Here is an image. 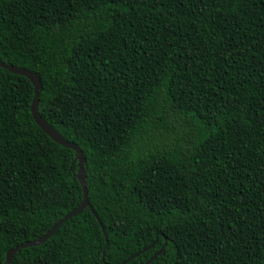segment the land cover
I'll use <instances>...</instances> for the list:
<instances>
[{"label": "trees", "instance_id": "1", "mask_svg": "<svg viewBox=\"0 0 264 264\" xmlns=\"http://www.w3.org/2000/svg\"><path fill=\"white\" fill-rule=\"evenodd\" d=\"M0 61L101 223L11 264H264V0H0ZM33 95L0 67V264L83 199Z\"/></svg>", "mask_w": 264, "mask_h": 264}, {"label": "water", "instance_id": "2", "mask_svg": "<svg viewBox=\"0 0 264 264\" xmlns=\"http://www.w3.org/2000/svg\"><path fill=\"white\" fill-rule=\"evenodd\" d=\"M0 67L5 68L7 70H9L11 73L14 74H18V75H23L25 76L32 84L33 89H34V95H33V99H32V103L30 106V111H31V116L33 118V120L35 121V123L44 131V133L46 135H48L54 142H56L57 144L66 147L68 149H71L73 151H75L76 155H77V159H78V168H79V174L77 175L78 180L81 183L82 189H83V199L80 202V204L73 209L72 211H70L68 214H66L62 219L58 220L50 229L48 232H46L43 236L39 237L38 239H35L33 241H26L10 250H8L6 252V256H5V262L6 264H11L12 262V258L15 254V252L18 249H24V248H28V247H34V246H38L40 244H42L43 242H45L48 238H50L53 233L60 227V225L66 221L67 219L81 213L86 207H88L92 214L95 216V218L97 219L98 223L101 225L100 220L98 219L96 213L94 212V210L92 209L87 196H86V187H85V182H84V175H83V164L85 162V158L83 153L80 151V149L73 143L66 141L56 130H54L45 120H43L41 118V116L39 115L38 112V100H37V96L41 90V82L40 79L38 77L37 74L32 73L28 70L25 69H21V68H17L11 65H6L4 63H2L0 61ZM102 227V226H101ZM103 230V229H102ZM162 252V249H160L156 255H154L151 259H149L147 261L146 264L150 263L151 260H153L155 258V256L159 255Z\"/></svg>", "mask_w": 264, "mask_h": 264}]
</instances>
